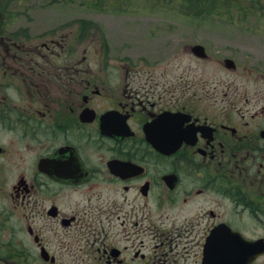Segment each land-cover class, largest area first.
I'll return each instance as SVG.
<instances>
[{"label": "flooded vegetation", "instance_id": "af4514ba", "mask_svg": "<svg viewBox=\"0 0 264 264\" xmlns=\"http://www.w3.org/2000/svg\"><path fill=\"white\" fill-rule=\"evenodd\" d=\"M170 1L0 0V264H264V0Z\"/></svg>", "mask_w": 264, "mask_h": 264}, {"label": "rangeland", "instance_id": "374dc122", "mask_svg": "<svg viewBox=\"0 0 264 264\" xmlns=\"http://www.w3.org/2000/svg\"><path fill=\"white\" fill-rule=\"evenodd\" d=\"M202 1V0H201ZM200 4L194 5L195 0H171L167 3L165 7H170L174 9L175 17L173 21H167L170 26H173L175 33L182 43H187V40H195L196 42L205 43L211 48L217 44H221L223 40L213 39L214 37L223 38L226 35H237L248 33L254 31L253 29H248L249 25H242L243 22L239 21L240 18L244 17H254L252 11H248L246 15H243V10L237 8V5L226 6L225 4H219L220 0H212L211 4H206L201 2ZM192 4L190 5V3ZM140 0H132L130 5V11H141L137 8L139 6ZM165 5V4H164ZM211 5V7H208ZM67 16H76L80 10L74 9L73 6L67 5ZM97 13L93 10H85L84 14ZM166 18V17H165ZM230 19L232 21H230ZM217 21V22H216ZM252 20L248 21L251 22ZM177 23V25H176ZM241 24V25H240ZM176 40H178L176 38ZM174 42V41H173ZM217 58H222L220 52L217 54ZM185 52L183 62L191 63L193 65H198V69H202L204 64H208L212 68L219 69L222 66L216 62L212 65L207 62L197 63L196 59ZM182 62V63H183Z\"/></svg>", "mask_w": 264, "mask_h": 264}, {"label": "water", "instance_id": "95a60500", "mask_svg": "<svg viewBox=\"0 0 264 264\" xmlns=\"http://www.w3.org/2000/svg\"><path fill=\"white\" fill-rule=\"evenodd\" d=\"M193 51H195V53L198 54V55H202V53H203V51H202V49H201V47L199 45H195L193 47Z\"/></svg>", "mask_w": 264, "mask_h": 264}, {"label": "trees", "instance_id": "16d2710c", "mask_svg": "<svg viewBox=\"0 0 264 264\" xmlns=\"http://www.w3.org/2000/svg\"><path fill=\"white\" fill-rule=\"evenodd\" d=\"M198 1H201V0H195V2L193 4L197 6V4H200V2H198ZM203 1L204 0H202L201 2H203Z\"/></svg>", "mask_w": 264, "mask_h": 264}]
</instances>
